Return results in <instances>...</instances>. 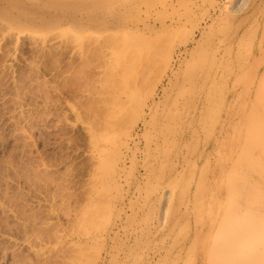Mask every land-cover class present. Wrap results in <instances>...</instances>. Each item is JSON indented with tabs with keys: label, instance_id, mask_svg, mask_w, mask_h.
Returning <instances> with one entry per match:
<instances>
[{
	"label": "rangeland",
	"instance_id": "1",
	"mask_svg": "<svg viewBox=\"0 0 264 264\" xmlns=\"http://www.w3.org/2000/svg\"><path fill=\"white\" fill-rule=\"evenodd\" d=\"M233 2L0 0V264H199L228 133L264 96V0ZM228 57L245 79L216 108Z\"/></svg>",
	"mask_w": 264,
	"mask_h": 264
},
{
	"label": "bare ground",
	"instance_id": "2",
	"mask_svg": "<svg viewBox=\"0 0 264 264\" xmlns=\"http://www.w3.org/2000/svg\"><path fill=\"white\" fill-rule=\"evenodd\" d=\"M247 3L248 0H234L233 5L228 7L227 19L231 20L241 15L246 9ZM183 23L182 20L163 22L160 25V30L178 31L183 28ZM143 27L145 30H151L146 27V24ZM135 31L140 32L138 29ZM194 40L192 35L190 41ZM190 41L185 42V45H188ZM223 49L227 50L226 47ZM228 58V62H223L225 65L220 64L219 66L222 71L220 72L221 85L215 91L216 96L214 97L216 108L223 103L227 88L237 90L245 79V72L238 73L239 75L237 74L230 84L229 80L233 69L232 59ZM248 65L249 57L248 60L238 63V66H243L242 68ZM212 70L214 71V69ZM213 71L207 73L206 80L213 77ZM254 79V86L257 89L264 84L262 59ZM211 89H213L211 90L212 96L215 90L213 81ZM256 91L253 92L255 101L249 102L244 116L237 120L231 132L228 133L230 145L238 144V148L234 154L231 168L225 175L222 202L215 204L213 212L210 211L207 214L210 217V222L201 223L200 250L195 253L197 256L199 253V264H264V113L254 109L256 102L263 106L264 96H259ZM175 193L176 190L166 193L162 207L163 215H167V203L169 201L172 203ZM206 213L207 210L205 215ZM189 226L190 222L186 221L184 232H187ZM197 243L195 240L189 243L192 256H194V246ZM94 257L95 255H91L85 259L84 264H88L89 260Z\"/></svg>",
	"mask_w": 264,
	"mask_h": 264
}]
</instances>
